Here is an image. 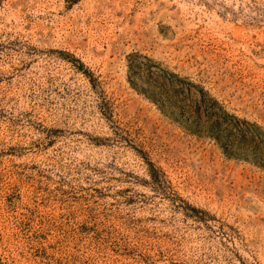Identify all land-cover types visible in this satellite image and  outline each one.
Listing matches in <instances>:
<instances>
[{
  "label": "rangeland",
  "instance_id": "obj_1",
  "mask_svg": "<svg viewBox=\"0 0 264 264\" xmlns=\"http://www.w3.org/2000/svg\"><path fill=\"white\" fill-rule=\"evenodd\" d=\"M0 264H264V0H0Z\"/></svg>",
  "mask_w": 264,
  "mask_h": 264
}]
</instances>
